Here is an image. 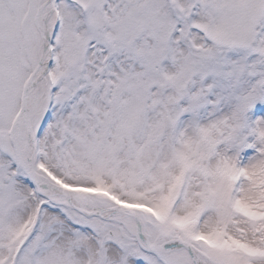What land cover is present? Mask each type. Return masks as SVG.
Masks as SVG:
<instances>
[{
  "label": "snow or ice",
  "instance_id": "6c2138e0",
  "mask_svg": "<svg viewBox=\"0 0 264 264\" xmlns=\"http://www.w3.org/2000/svg\"><path fill=\"white\" fill-rule=\"evenodd\" d=\"M0 264H264V0H0Z\"/></svg>",
  "mask_w": 264,
  "mask_h": 264
}]
</instances>
